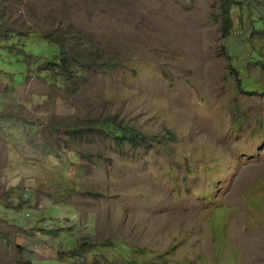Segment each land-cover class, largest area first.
<instances>
[{
    "label": "rangeland",
    "instance_id": "obj_1",
    "mask_svg": "<svg viewBox=\"0 0 264 264\" xmlns=\"http://www.w3.org/2000/svg\"><path fill=\"white\" fill-rule=\"evenodd\" d=\"M231 2L223 40L222 0H0V264H264V0Z\"/></svg>",
    "mask_w": 264,
    "mask_h": 264
},
{
    "label": "trees",
    "instance_id": "obj_2",
    "mask_svg": "<svg viewBox=\"0 0 264 264\" xmlns=\"http://www.w3.org/2000/svg\"><path fill=\"white\" fill-rule=\"evenodd\" d=\"M234 1V0H233ZM235 3V2H234ZM237 3V1H236ZM231 0H222L221 4V19H220V35L223 40H226L231 33L232 30V12H231V6H232ZM228 47V46H227ZM226 45L223 43L221 45L222 54L223 55H229L227 52L229 48H227ZM61 56L58 59H54L52 62L54 65H59L60 70L68 74L72 71L73 68H80L82 66V62L78 59L74 62L72 61V56L67 51H61ZM229 59V56H227V60ZM231 70H234L233 67H231ZM242 87L250 91L247 84L241 83ZM89 131H91V134L100 133L103 136L110 137L112 141H114L118 145L122 144H128L131 146H138L140 141H143L145 137L137 132L134 128L124 125L122 120H118L116 116H106V117H94L90 121L89 125ZM76 255V254H74ZM130 262L135 263L134 260H130ZM144 264V263H141Z\"/></svg>",
    "mask_w": 264,
    "mask_h": 264
}]
</instances>
